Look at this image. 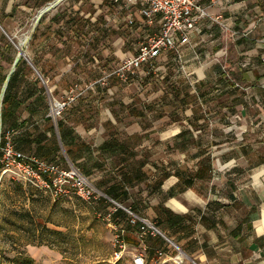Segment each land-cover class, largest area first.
<instances>
[{"label": "rangeland", "instance_id": "rangeland-1", "mask_svg": "<svg viewBox=\"0 0 264 264\" xmlns=\"http://www.w3.org/2000/svg\"><path fill=\"white\" fill-rule=\"evenodd\" d=\"M87 1L85 11L89 9L90 2H92V11L93 3H99V0ZM109 3L114 6L117 5L112 0H108ZM41 9L32 11L23 7L18 9L13 17H9L5 15V11H9L8 2L0 0V18L5 21L1 26L7 28L3 29L7 30L6 33L9 36L0 28V92L18 54L17 47H23L28 60H38V64L43 65L46 73V78H40L24 59L26 66L30 67L32 72L25 68L24 78L18 86L19 96L25 99L28 94V87L34 85L35 76L41 79L40 85H44L47 89L42 100L34 98L32 102H28V111L22 110L21 116L29 118L31 115L29 125L33 126L35 123H39L41 129L53 133L51 119L47 117L50 103L61 100L70 86L79 85L83 90V95L79 99L89 102L86 105L90 106L88 108L92 115V121L87 125L90 124L92 127L89 131L81 127L78 130L80 133L77 135L82 136L81 139H84L93 149H96L110 136V129L108 130L106 127V119L109 118L115 125L114 128H111V132H117L125 138L138 136L132 142L134 149L138 147L141 150L136 159L149 156L150 162L170 161L172 163L177 161L179 165L177 167L190 169L195 160L186 159L178 152L167 151L169 149L165 142V139L172 135L174 129L183 130L186 126L168 123V117L160 118L159 113L160 111L169 114L172 112L173 116L184 118L183 102L190 103L186 111L188 115L197 109V105L201 107L203 104V111L197 116H203L207 120V123L211 125L208 129L212 130L213 135L225 134L226 144L224 147L211 149L213 156L216 157V168L219 167V170L223 167L228 169L237 164L240 167V172L236 177H239L242 185L249 184L251 180L250 171L259 164L260 158L264 157V122L259 121L258 114L261 113L256 109V106L250 109L248 108L250 106H247L251 98L248 86L246 83L237 82L239 97L242 95L246 103L245 107L239 105L238 109L245 108L246 113L240 119L237 118V115L230 116V124L227 126H223L224 121L216 113L217 109L215 111L209 110V104H206L208 98L198 96L192 86L199 85L198 81L201 79L207 84L212 83L215 94L220 98L221 85L217 82L220 78L218 67L219 70L222 67L225 71L238 67L248 73L255 70L264 72V56L259 53L258 49L254 48L255 40H247V42L241 43L243 40L237 38L236 34L234 36L230 31L220 45L218 43L213 44L207 39H197L192 44L194 49H188L191 42L187 48H182L183 62H171L170 60L174 55L169 53L166 56H161V59L153 63L152 66L144 67L143 70L140 69L134 74H128L125 80L119 77H117L119 80H114L109 79L111 75H117L114 73L121 68L123 60L133 55L137 51L139 43L145 40L151 32L150 28L142 24L141 19L136 17V11H134L135 24L132 26L126 21V13L123 11L110 15L109 24L111 27H107L106 32L102 28L105 35L101 33L102 30L92 29V59L89 60L81 58L87 49L83 43L71 45V49L68 51L64 44L59 41L57 46L60 52H57L56 56L52 57L50 54L43 57L41 54L38 57L35 56L42 46V38L35 45H31V39L36 29H34L36 17ZM101 11L102 9L98 10L99 13ZM251 21L256 24L252 35L255 34L256 39L264 37V18L261 19L257 16ZM239 31L244 32L242 28ZM207 44L209 45L207 46ZM76 61L78 62L77 66ZM149 71H153V76L148 82H145L144 76L146 74L144 73ZM230 77L232 78V76ZM94 85H97L95 86L97 88ZM175 87L179 89L177 91L180 93V98H176V100L174 95L170 93V90L175 91ZM92 88L94 89L92 90ZM105 88L106 93L95 95V92H105ZM167 94H169L168 98H166ZM188 95H191L189 99ZM92 99L96 100L92 102ZM77 104L78 101L73 105L76 106ZM176 108L177 111L175 112ZM112 110L115 111L117 120L113 116ZM65 113L62 118L66 116ZM203 123L204 120L200 121V124ZM10 127L12 126H8L7 129ZM208 129L204 131H208ZM198 131L197 134L203 137L204 143L211 139V133ZM232 131L237 135L235 142L232 138L234 137L233 134H230ZM78 143L75 142L72 145L74 149L80 147ZM234 143H236L235 150L241 153V157H237V159L234 157L226 158L227 155H234L232 154L233 149L230 147V144L234 145ZM141 145L149 147V150L139 148ZM60 149L61 159L56 160L53 157V159L49 157L45 159L63 168L73 165L65 154V147H60ZM248 150L251 153L244 154ZM83 151L84 153L78 158L77 167L100 191L105 189V181L108 182V178L113 175L111 171L117 162L116 158L109 154L96 153V151L91 156L88 149ZM195 151L192 150V153ZM222 153L226 155L224 159L220 158ZM148 168L151 169L152 165H148ZM261 168L263 167L258 169ZM205 183V181L197 180L194 188L185 193L188 198L185 203L188 209L199 208L209 196L212 198L217 195L215 186L213 189H209ZM176 199L181 202L183 198L178 196ZM95 203L84 201L74 194L56 200L49 193L34 187L24 186L8 175L2 176L0 165V264H14L10 260L11 258L4 254V251L10 252L11 255H14L16 251H27L32 258L29 251L30 247L38 248L39 254L33 255V263L28 261L24 264H94L97 262L115 264L113 261L114 231L108 227L102 218L98 217L95 212L98 207ZM110 207L109 205L108 207L99 205L103 212H106ZM240 210L241 218H244L248 209L242 204ZM161 231L167 238L172 239L182 251L183 248H186L187 243H191L189 239L193 232L188 227H182V224L176 228L166 229L167 232ZM61 232H64V235L60 234ZM150 241L151 239H146L147 247L152 245V241ZM25 244L29 245L24 247ZM154 247V249L147 248V257L144 247L128 245L120 264H135L134 256L140 253L147 257V264H159L160 262L156 261V256L154 260L152 259L156 248H164L168 256L178 253L165 239L163 241L157 240ZM213 249L205 250L209 253ZM211 257L216 259V257ZM15 264H20V261ZM185 264L194 263L186 257ZM210 264L219 263L210 260Z\"/></svg>", "mask_w": 264, "mask_h": 264}, {"label": "crops", "instance_id": "crops-1", "mask_svg": "<svg viewBox=\"0 0 264 264\" xmlns=\"http://www.w3.org/2000/svg\"><path fill=\"white\" fill-rule=\"evenodd\" d=\"M5 1L8 2V7H9V11H5V15L9 17H13L17 13L18 9H22L23 7L28 8L25 5H19L17 10L15 12H12L14 6L17 3H19L20 0H5ZM87 2H88L87 0H64L54 9L46 13L48 14V16L40 26V31L38 33L37 38L34 41H31V45L33 44L35 45V43H37V41L42 38V46L40 48V51L36 52L35 56L38 57L39 54H41L42 57L49 54L52 57L56 56L55 54L57 52H60L59 47L57 46L59 42L63 43L68 51L69 49H71V45H74L75 43L77 44L83 43V46H85L87 49L85 51V54L81 55V58L82 59L87 58L89 60L92 59V53H91L92 29L94 28L97 31L102 30L101 33H103L102 28H104V32H106V28L111 27V25L109 24V22L111 21L110 15L112 13H122L123 11L122 9L119 8V5H116L117 7L115 6L113 7L112 6L113 4L111 3L108 4V0H99L98 1L99 3L97 4L93 3V11H92V2H90L89 9L85 11L84 8ZM49 3L50 2H48V4ZM200 3L203 4L204 7L207 9L209 17L202 20L198 24L196 31H194L190 35V42H191L189 45L190 48L187 45H185V46H181L178 52H174V53L172 52L174 56L171 58L170 60L171 62H175V63L183 62V57H182L183 54L181 52L182 48L184 49V47L185 48L188 47V49H194V45L192 44L197 39L200 40L207 39L211 41V43L213 44L218 43L220 45L223 41V38H225V36L228 34V31L232 32L234 36L236 34L237 38L242 39L243 41H241V43L247 42V40H255L254 48L258 49L259 53L262 54V56H264V37L260 39H256L255 34L252 35V32L256 28V24L255 22L251 21L253 18L255 17L257 18V16H259L261 19L264 18V0H200ZM101 9H102L101 11L102 13L101 12L99 13L98 10L100 11ZM58 13H65L67 16L77 17L78 19L82 18L78 26L82 30V32L86 34L83 35L82 37H75L72 30L68 28L69 26L67 27V25L63 23V21H61L60 23L53 22L52 18L56 16ZM136 15H137L136 17L139 20L141 19V22H143V18L140 16V14H138L137 11H136ZM246 18L248 19L245 20ZM67 19L68 18L65 17L64 22ZM4 22L5 21L0 18V23H1L0 25H2V23L4 24ZM240 28H242L244 32H240L239 31ZM152 29L153 27H150V30ZM208 45L209 44H207V46ZM34 61L38 63V60L33 59L31 60L33 65H34ZM77 63L78 62L76 61V66L78 65ZM38 66L39 68H37L36 66L35 67L39 71L42 79L44 75L46 78V73L43 69V65L38 64ZM55 66L56 64L54 65V67ZM217 69L219 74L220 73L219 67ZM40 70L43 71L44 75H42ZM231 71L233 72L231 76L233 78V81H235V86L234 87L221 86L220 92L223 91L225 93V95L222 98L221 97L219 98L215 94V90L212 87V83L207 84V82L203 81L202 79L198 81L199 84H202L201 91L208 94H206L205 96H201L199 93L196 92L194 86H192L194 92L197 93L198 96H200L201 98L204 97L208 98L207 100L208 102L206 104H209V110L215 111L217 109L216 113L219 114L221 116V119L224 121L223 126H227V124H230V120H229L230 116L237 115V118L239 119L245 116L246 109L245 108H242L241 110L238 109L239 105L245 107L246 103L242 95L239 97L237 82L239 81L242 83H246V85L248 86L249 95L251 97L247 106H250L248 107L249 109L251 107L256 106V109H258V111L261 113L258 114V118H260L259 121L263 123L264 122V72L255 70L253 72L248 73L238 67L234 68ZM237 76L239 79L237 78ZM6 78L4 80V83L6 81ZM20 81H19V85H20ZM18 88L16 89L17 93H18ZM21 98L23 99L22 96ZM33 100L34 98L30 100H26L24 102L22 100V105L20 106V108H18L17 114L14 119V123L16 124L12 125V127L8 129L15 128L17 131L16 135L14 136V139H18V138L20 139L19 147H17L18 150L22 151L27 155H34L42 159H45L46 157L47 158L53 157L54 159L59 160L62 158L61 157L62 155L60 156L61 149L59 150L55 146H57V144L61 148L64 146L61 132L59 129V121L62 120V116L59 117L58 120H56L55 122H53L52 121L53 119L50 117L53 125L52 126L53 133H49L48 130L41 129L39 123H35L33 126L29 125V120L31 115L29 116V118L24 117L21 116L22 115L21 112L23 109L28 111L27 109L29 107L28 102L30 101L32 102ZM86 104H89V102L87 103L85 102L82 105L79 104L81 110L75 113V115L70 116L69 119L65 121L66 125L63 130L64 142L66 143V147L64 146L65 149L71 147L74 148L72 145L75 144V142L77 143L79 142L78 144H80V147L78 148L80 150L78 151L77 149L78 152L73 155V157L75 158L74 160H72L69 157L66 151L65 154L72 161L73 166L79 169L82 173L83 171L79 167H77L78 164L77 162H78V158H80V155L84 153L83 150L88 149L89 154L91 156H93L95 151L96 153L99 152V154H101L99 150V146L104 142L103 141L96 149H93L86 141H84V139L83 140L81 139L82 136L77 135L80 133L78 130L81 129V127L82 129H86L87 131H89V129L92 127V125L90 124L87 125L90 121H92V115L90 111L86 112V110H89L88 107H90ZM189 104L190 103L186 101L183 102V108H184L183 110L185 112L184 118L175 117L172 115V112L169 114L167 112L160 111L159 113L160 118L165 116L168 117V123H172L173 125L183 124L184 126H186V128H184L183 130L174 129L172 135H170V137L165 139L166 140L165 142L167 143L168 145L167 147L169 149L167 151H173L175 153L178 152L184 158L189 159L192 157L193 154L198 152V150L200 149L202 150V148L209 146V142H211V140H217V142L221 143L217 146H214L213 148L216 147L217 149H222L226 144L225 134L213 135L211 133L212 130L208 129L209 126L211 125L207 123V120H205L203 116L201 119L197 121L198 127H192L191 125L194 122L193 119L194 112L200 110L199 112L198 111L197 112L201 113L203 111V104L201 105V107H198L197 105V109L192 111L191 115H188L186 111ZM177 108L175 109V112L177 111ZM231 110H233L234 112L232 113ZM47 117H49V113ZM203 120L204 123L200 124V121ZM110 121L112 120L110 119ZM186 129L192 131L193 138L197 141V144L199 142V145L196 144V148L189 149V154L176 149V146L180 141V139H178L177 136ZM205 129H208V131H204ZM198 130H200V132L202 133H208V134L211 133V139L207 140L206 143H204L202 139L203 137L197 134L199 132ZM36 133H40L44 137V138L41 137L43 138V140L39 146H37L32 139V137ZM232 134L234 136L232 138L235 142L237 135L236 133H234V131H232ZM27 137H30L29 141H25V140L21 141V139ZM137 137L138 136L133 138L131 136L128 137V139L130 142H133L136 140ZM235 144L236 143H234V145L230 144V147H232L231 149H233L232 154L234 155L226 156L225 153H222L221 155L222 157L220 158L224 159V156H226V158L234 157L236 159L237 157H241V153L235 150ZM147 149L149 150V147ZM192 150H196V151L192 153ZM208 151L211 152V149ZM247 153L250 154L251 151L248 150L247 152H244V154ZM211 156L213 158L214 165H213V169L209 174L210 176L208 179L206 180L202 179L200 181H205L206 182L205 185L208 186L209 189H213V186H215L216 189L215 191L217 195L212 198H210L209 196L206 199V201H204L202 205H200L199 208L188 209L185 204L186 201H188V198L185 193H187L189 190H192L194 188L195 182L197 180L194 181L192 187L188 188L184 192L178 193L176 185L179 180L176 176H170L168 179H166L163 182L161 187L162 190L161 194L156 193L153 196H150L149 199H146L145 202L146 203L148 202L151 206H156L160 202H163L165 208H167L168 210L172 211L174 214L180 217L181 216L185 217L184 221L181 222L180 224H182V227L184 228L188 227V229H190L193 232V234L189 239L190 240L189 242L191 243L190 244L187 243L186 248H183L184 249L183 252L186 254L187 257L190 258V260L195 261L197 264H210V260L212 261L215 260L219 264H264V157L260 158L259 164L254 166V169L250 171L251 180L249 184L242 185L239 177H236L238 175V172H240V167H238L237 164L230 166L228 169H224L223 167V169L219 170V167L216 168V161H215L216 157L213 156L212 152H211ZM154 163H160V162L159 161L150 162L149 160L148 165H152L151 168L152 171H155V167L153 166ZM177 166H179L178 162L175 161L174 168ZM260 167L263 168L258 169ZM113 170L114 167L112 168L111 171L112 174H113ZM108 180H110V177L108 178ZM105 182H106V186H105L106 189L109 186V184L107 181ZM142 187H145V184H140L132 188L130 191L132 193H136L138 192V190L142 189ZM171 190L174 191L175 195L167 196ZM178 196H182L183 199H181V202L180 200L176 199ZM242 204L248 209V212L246 213V215H244V218H241L240 209ZM95 205H97L98 207V209H96L95 211L96 214L98 212H103L102 210H100L99 208L100 204L98 202H96ZM180 206H183L184 208ZM143 217L150 220L155 217V213L151 208H147L146 210L143 211ZM127 234L131 238L134 237V235H136L128 229H127ZM133 239H135V237ZM151 241L150 242L152 243V245H150L149 247L146 246L145 249L146 256L148 250L147 248L154 249L155 248L154 246L156 245L157 242L156 239H151ZM128 245L137 246V243L130 242L128 243ZM208 248H214V249L213 251H209L208 253L205 250ZM158 250H164V248H156L154 257ZM29 251L30 254L32 255V258L33 255L39 254V249L35 247H30ZM211 256L216 257V259L212 258ZM154 257L152 258L153 260Z\"/></svg>", "mask_w": 264, "mask_h": 264}, {"label": "built area", "instance_id": "built-area-1", "mask_svg": "<svg viewBox=\"0 0 264 264\" xmlns=\"http://www.w3.org/2000/svg\"><path fill=\"white\" fill-rule=\"evenodd\" d=\"M126 13V21L135 24L134 11L143 18V24L153 27L147 38L139 43L137 51L125 58L120 69L115 71L118 77L125 80L128 74H134L143 66L150 67L168 53L178 52L181 46L190 43V35L196 31L198 24L209 17L207 9L200 0H112ZM180 57V55H179ZM83 95L79 85L70 86L61 100L51 102L49 117L54 121L61 117L66 109L78 101ZM17 131H4V142L0 134V165L2 176L8 175L14 181L49 193L56 200L77 195L87 202H97L106 199L111 207L106 212H98L108 227L114 231V263L120 261L128 249L125 241L126 229L117 223L114 216L119 208L129 216V223L139 225L136 234L139 246L146 249L148 236L160 235L165 240L163 232L150 220L139 217L130 209L109 198L100 191L90 179L75 166L63 168L60 165L34 155H27L18 150L14 141ZM178 253L168 256L164 250L156 252L159 264H185L186 254L175 243L167 240ZM188 258V257H187ZM155 259V257H154ZM135 264H147L143 253L134 256Z\"/></svg>", "mask_w": 264, "mask_h": 264}, {"label": "trees", "instance_id": "trees-1", "mask_svg": "<svg viewBox=\"0 0 264 264\" xmlns=\"http://www.w3.org/2000/svg\"><path fill=\"white\" fill-rule=\"evenodd\" d=\"M53 0H20L19 3H17L12 12H15L18 8L19 5H25L26 7L34 10H39L42 7L46 5V3L51 2ZM115 4V3H114ZM114 6V5H113ZM116 6V4H115ZM12 16V15H11ZM48 14H45L38 25L36 26V29L33 33L32 40L34 41L38 33L40 31V26L42 23L45 21L47 18ZM65 17L68 19L64 22ZM82 20V18L78 19L77 17H70L67 16L65 13H58L56 16L52 18L53 22H61L65 23L68 28H70L74 34L75 37H82L86 33H83L82 30L79 28L78 24ZM34 65L39 68L38 63L34 61ZM27 68L28 70H31L30 67L26 66V62L24 59H21L19 64L16 67V70L14 71L7 89L4 94L3 98V103H2V135H1V143L4 142V131L7 130L8 126H12L16 123H14L15 116L17 114L18 108L22 105V100L23 102L26 100H30L32 98H37L38 100H42V95L46 92V88L44 85L41 84V79L39 77L34 78V85L32 87H28V94L26 95L25 99H22L19 97L16 89L19 86V81L20 79L22 80L24 77V70ZM144 66L141 68L143 70ZM42 75H44L43 71L40 70ZM233 72L230 71H225L220 67V78L217 80L219 84L222 87H234L235 86V81H233V78H231V74ZM144 77L145 82H148V80L153 76V71H149ZM22 77V78H21ZM117 75H111L109 79H117ZM45 78V75H44ZM120 78V77H119ZM238 78V76H237ZM239 79V78H238ZM121 80V79H120ZM241 80V79H240ZM147 84V83H146ZM201 85H195L194 88L197 93H199L201 96H205L208 93L202 92L201 91ZM97 85H94V87ZM97 88V87H95ZM176 88V87H175ZM94 88H92L93 90ZM178 88L175 89V91L170 90V93L174 95V99L180 98V93ZM107 90L105 88V92H95V95H101L102 93H106ZM94 93V92H93ZM94 95V96H95ZM225 95V93L222 91L220 92L219 96L221 98ZM230 95V94H229ZM178 96V97H177ZM169 97V94L166 95V98ZM191 97V95H188V99ZM90 100V99H89ZM96 99H92V102H94ZM88 102V101H86ZM85 100L84 99H78V104L71 105L66 109V113L62 120L59 121V129L61 132L62 136V141L64 143V146L66 147V143L64 142V137H63V130L66 125V122L70 116L75 115L78 111L81 110L80 105L84 104ZM89 110H86L88 112ZM198 111V110H197ZM194 112V122L192 127H198L197 121L202 118L198 117V112ZM115 119L117 120V115L115 114V111H111ZM233 113L234 111L231 110ZM83 113V112H82ZM84 114V113H83ZM88 116V114H87ZM84 117V115H83ZM51 119L50 117H48ZM87 120V119H86ZM106 127L110 131V136L109 138L104 141L100 146L99 150L101 154H109L111 157L116 158L117 162L115 164L114 170H113V175L108 180L109 186L106 189H102V191L112 200L120 203L122 206L130 209L134 214L138 215L139 217H143V211L146 210L147 208H151L154 213L155 217L153 219H150L152 223L159 229L165 231L168 228H174L178 225H181L180 223L184 221L185 217H180L176 214H174L172 211L168 210L167 208L164 207L163 202H160L156 206H151L148 202L146 203V199H149L150 196H153L156 193H162L161 187L163 182L168 179L170 176H176L178 178V183L176 185L177 192L181 193L186 191L188 188L192 187L193 183L195 180H202V179H208L209 174L211 170L213 169L214 161L211 156V152L208 150L212 149L214 146H217L221 144L220 142H217V140H211L209 142V146L202 148V150H198L195 154L192 155L191 158L195 160V163H193V166L190 169H179L177 167L174 168V163L164 162L161 161V163H154L153 166L155 167V171H152L147 167L149 164V157H143L142 159H136L137 155L141 153L140 149H134L132 146V142L129 141L128 137H123L117 132H111V128H114L115 125L110 121L109 118L106 119ZM15 129V128H14ZM16 130V129H15ZM232 135V133H230ZM42 134L36 133L32 139L34 143H36L37 146L42 143L43 138ZM30 137L23 138L22 140L29 141ZM178 139H180V143L178 142V145L176 146L177 150H181L183 152H186L189 154V149L190 148H196L197 141L193 138L192 131L189 129H186L185 131H182L178 136ZM16 143V147H19V141L20 139H14ZM199 145V142L198 144ZM60 150V147L55 146ZM142 148L143 150H148V147H139ZM80 149H78L79 151ZM77 149L75 151L74 148H66V152L69 155V157L74 160L75 158L73 155L78 152ZM93 153V152H92ZM140 184H145V187L138 190L136 193H132L130 190ZM24 186H28L25 184H22ZM31 187V186H30ZM175 195L174 191L171 190L167 196H173ZM100 205L108 207L111 206V203L106 200V199H101L97 201ZM26 212V211H25ZM29 215V213H28ZM152 218V217H151ZM114 219L117 223H125L123 224L124 228L126 229V234H125V241L126 243H137V246H139V241L137 239V236L134 235V237H129L127 234V229L133 232L134 234H137L139 230V225H132L129 223L130 216L129 214L119 208L114 216ZM60 234L64 235V232H61ZM148 239H157V240H164L163 237L160 235H157L155 237L148 236ZM29 244H25L24 247H26ZM4 254L8 257L11 258L10 260L15 264L16 262L20 261V264L27 263L28 261L30 263H33V259L31 256L27 253V251H16L14 255H11L10 252L4 251ZM94 264H111L107 262H97ZM115 264H120V261L116 262Z\"/></svg>", "mask_w": 264, "mask_h": 264}, {"label": "water", "instance_id": "water-1", "mask_svg": "<svg viewBox=\"0 0 264 264\" xmlns=\"http://www.w3.org/2000/svg\"><path fill=\"white\" fill-rule=\"evenodd\" d=\"M62 1L64 0H54L53 2H50L49 4H47L46 7H44L43 9H41L38 13V16L36 17V21H35V26H34V29L36 28V26L38 25V23L40 22V20L42 19V17L48 13L49 11H51L52 9H54L56 6H58ZM0 28L4 31V33L8 36V34L6 33V31L3 29V27L0 25ZM9 37V36H8ZM18 48V54L14 60V63H13V66L6 78V81L2 87V90H1V93H0V134H1V131H2V114H1V111H2V102H3V97H4V93L6 91V88H7V85H8V82L13 74V72L15 71V68L17 66V64L19 63V61L23 58L25 60H27V62L31 65V67L36 71V73L39 75L40 78L41 75L39 73V71L36 69V67L33 65V63L27 59L26 57V52L25 50L23 49V47H17ZM165 238L167 240H169L170 242L174 243L172 240H170L169 238H167L165 236ZM189 258V257H188ZM190 259V258H189ZM194 264H197L195 261L191 260Z\"/></svg>", "mask_w": 264, "mask_h": 264}, {"label": "bare ground", "instance_id": "bare-ground-1", "mask_svg": "<svg viewBox=\"0 0 264 264\" xmlns=\"http://www.w3.org/2000/svg\"><path fill=\"white\" fill-rule=\"evenodd\" d=\"M178 207H179V205H178ZM180 207H182V208H183V206H180Z\"/></svg>", "mask_w": 264, "mask_h": 264}]
</instances>
